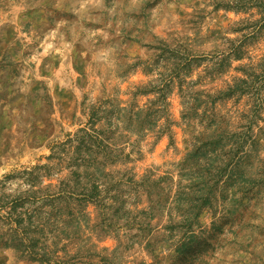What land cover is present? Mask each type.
I'll use <instances>...</instances> for the list:
<instances>
[{
    "label": "rangeland",
    "instance_id": "1",
    "mask_svg": "<svg viewBox=\"0 0 264 264\" xmlns=\"http://www.w3.org/2000/svg\"><path fill=\"white\" fill-rule=\"evenodd\" d=\"M232 1L0 0V196L24 194L22 179L4 176L35 164L49 168L40 195L57 192L71 169L69 155L49 158L51 147L87 124L92 104L104 102L95 127L117 155L89 169L108 188L103 207L73 198L30 206L44 224L42 264H264V81L255 115L251 93L191 109L195 92L217 95L249 57H264L262 31L245 40L242 59L213 70L260 19L253 7L228 9ZM162 44L209 57L163 97ZM138 87L150 92L135 97ZM218 133L246 134L238 155L248 156L234 168L241 186L225 188L223 176L209 206L176 207L195 171L181 168L185 155ZM0 264L41 263L0 248Z\"/></svg>",
    "mask_w": 264,
    "mask_h": 264
},
{
    "label": "trees",
    "instance_id": "2",
    "mask_svg": "<svg viewBox=\"0 0 264 264\" xmlns=\"http://www.w3.org/2000/svg\"><path fill=\"white\" fill-rule=\"evenodd\" d=\"M225 6L228 9L241 11L251 7L256 8L260 11V19L246 25L245 28H251L249 36H244V40L232 45L227 54L221 53L222 58L218 59L217 65L213 68L217 72L222 70L224 63L228 65L230 55H233L236 59H242L249 46L245 40L254 38L264 31V0H236ZM156 48L160 50L158 57L162 58L168 70L166 77L163 78V84L159 88L161 97L164 96V90L169 88L174 79H178L180 82L185 81L183 78L189 74L192 65L198 66L209 58L207 56L194 57L187 51L181 53L179 50L169 48L166 44ZM211 58H214V56H211ZM249 60L250 62L239 69L243 77H237L234 83L227 85L225 90L220 89L217 95H211L205 90L195 92L196 96L192 99L191 109L194 111L199 106L208 103L215 105L216 101L227 100L236 94L251 93L254 98L252 115H255L263 101L259 95V90L262 81H264V57H261L260 61L256 63L253 62L251 57H249ZM149 92L145 87H138L133 96L146 95ZM102 103L104 102L92 104L88 107L89 118L84 127L79 128L71 136H66L63 141H55L52 145V155L49 158L57 154L56 158L64 159V157L58 156L60 153H64V156L69 155L66 166L71 169V178L60 181L56 193L40 195L39 190L35 188L41 171H49L46 164L22 167L4 176L6 180L22 179L23 183L27 184V188L24 190V194L17 197L4 194L0 196V248L13 249L19 257L26 258L31 262L48 263L50 260L48 252L41 245L44 224L39 219V213L37 212L39 207L30 206L39 200H43L44 204L47 202L51 204L56 200H68L70 198L81 203L95 202L102 207L104 206L102 193L107 191L108 188L98 181L92 171L89 172V169L93 166L104 165L106 162H112L117 158L115 149L110 147L109 136L103 130L95 127L96 122L100 119L99 113ZM242 137H246V134L243 133L241 137H237L234 134L224 135L218 133L209 139L199 141L185 155L181 168L195 167V171L192 174V183L186 186L189 190L183 188L178 192L175 199L176 207L209 206L213 197L212 191L217 188L218 182L223 176H226L225 188L232 187L235 184H238V187L241 186L238 183L240 180L238 172L234 171V168L242 160V157L246 158L248 156L247 152L242 157L238 155L244 139ZM226 144H229L230 148L225 151L223 146ZM224 153L231 154V158L224 161ZM236 156L237 159L234 161ZM135 184L138 185L137 182ZM193 187L197 190L193 191ZM188 214H191L192 217L198 216L194 213Z\"/></svg>",
    "mask_w": 264,
    "mask_h": 264
}]
</instances>
